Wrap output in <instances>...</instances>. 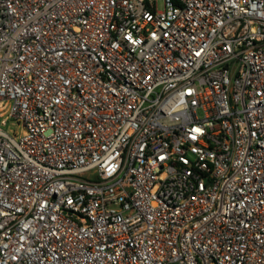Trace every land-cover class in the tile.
Returning a JSON list of instances; mask_svg holds the SVG:
<instances>
[{
    "label": "built area",
    "instance_id": "1",
    "mask_svg": "<svg viewBox=\"0 0 264 264\" xmlns=\"http://www.w3.org/2000/svg\"><path fill=\"white\" fill-rule=\"evenodd\" d=\"M0 264H264V0H0Z\"/></svg>",
    "mask_w": 264,
    "mask_h": 264
},
{
    "label": "rangeland",
    "instance_id": "2",
    "mask_svg": "<svg viewBox=\"0 0 264 264\" xmlns=\"http://www.w3.org/2000/svg\"><path fill=\"white\" fill-rule=\"evenodd\" d=\"M162 2H160L159 4H158V6H159V9H162Z\"/></svg>",
    "mask_w": 264,
    "mask_h": 264
}]
</instances>
